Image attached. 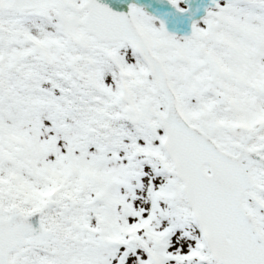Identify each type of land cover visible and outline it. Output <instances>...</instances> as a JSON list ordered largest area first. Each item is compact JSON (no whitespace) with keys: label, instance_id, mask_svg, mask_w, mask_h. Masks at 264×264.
<instances>
[{"label":"snow or ice","instance_id":"obj_1","mask_svg":"<svg viewBox=\"0 0 264 264\" xmlns=\"http://www.w3.org/2000/svg\"><path fill=\"white\" fill-rule=\"evenodd\" d=\"M0 264H264V0H0Z\"/></svg>","mask_w":264,"mask_h":264},{"label":"rangeland","instance_id":"obj_2","mask_svg":"<svg viewBox=\"0 0 264 264\" xmlns=\"http://www.w3.org/2000/svg\"><path fill=\"white\" fill-rule=\"evenodd\" d=\"M166 4L171 13L160 12L159 14L151 13L147 11L150 15L157 18V21H163L166 25L167 30L170 34H174L179 38L191 34L192 25L195 22L202 21L206 15V9L212 7V0H186V3L182 5L187 11L184 14H179L167 3V0H161ZM194 3L195 8L189 11V4ZM191 10V9H190ZM157 26L159 24L157 23Z\"/></svg>","mask_w":264,"mask_h":264},{"label":"water","instance_id":"obj_3","mask_svg":"<svg viewBox=\"0 0 264 264\" xmlns=\"http://www.w3.org/2000/svg\"><path fill=\"white\" fill-rule=\"evenodd\" d=\"M105 3L112 4L114 0H104ZM135 4L137 6H144L149 10L159 11L164 9V6L161 5L157 0H118L119 10L127 12L128 5Z\"/></svg>","mask_w":264,"mask_h":264}]
</instances>
